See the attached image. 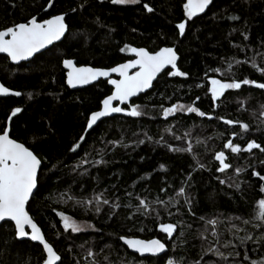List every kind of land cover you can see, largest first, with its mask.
Listing matches in <instances>:
<instances>
[{
  "label": "trees",
  "instance_id": "trees-1",
  "mask_svg": "<svg viewBox=\"0 0 264 264\" xmlns=\"http://www.w3.org/2000/svg\"><path fill=\"white\" fill-rule=\"evenodd\" d=\"M185 2L141 0L136 5H112L110 0H104L102 4L99 0H53V6L48 7L49 0H0V30L26 22L32 16L42 21L59 14H66V23L70 25L66 39L28 63L14 66L6 57L0 56V82L10 90L22 93L20 97L0 99V127L10 126L12 137L38 154L43 162L41 187L27 204V211L61 255L64 264H89L92 258L87 257L88 249L98 253L95 259L99 264H148L145 258L130 253L118 236L144 240L165 238L158 231L159 223L181 221L191 228L183 229V238H178L179 231L175 233V249L173 241L166 243L164 239L168 254L163 255L159 264H166L169 258H183L184 264H194L201 258L202 249L207 247V242L198 238V231L203 227L200 217L241 216L257 222L253 218L258 211L256 203L261 198L259 186L264 182L251 173L255 170L264 175V164H261L264 153L253 150L251 154L233 155L225 150L232 164L227 173L215 170L218 163L212 157L215 151L224 150L223 143L233 130L239 132L238 125L230 129L219 117L250 125L249 132L234 138L235 143L243 147L248 140H255L264 146V131L258 130L264 128L260 117L264 90L249 86H243L240 91L229 90L220 98L223 103L218 101L213 110L208 81L223 79L222 74L212 70L226 69L225 61L233 58L255 57L258 64H264V58L257 55L264 53V0H214L204 14L187 21L185 35L180 36L176 25L186 20L183 16ZM82 3L84 7L79 8ZM144 3L154 11L147 12ZM73 8L77 11L72 12ZM231 15L239 19H228ZM242 33L247 34V40ZM125 44L150 51L174 47L179 56L178 68L188 75L170 77L167 75L169 70L164 72L150 91L131 102L144 106V115L134 118L119 114L104 119L86 134L77 152L72 153L69 149L84 134L87 118L99 109L111 88L106 81H99L84 89H68L62 60L73 59L77 66L109 69L131 59L129 52L119 51ZM234 60L236 78L248 77L264 82V77L249 64L237 66ZM193 101V106L215 118L209 120L207 116L198 117L194 113H176L167 120L163 118L161 105H192ZM241 101L244 102L243 110L240 109ZM14 107H21L23 111L8 122L7 117ZM186 131H191L190 142L206 170L194 171L192 154L170 152L165 146L166 142L174 147H186L185 141L174 139ZM161 137L163 141L157 144ZM197 139L206 143L197 144ZM139 140L145 142L140 144ZM107 141L122 143L113 147L104 143ZM100 149H104L106 164L84 165L88 173L83 176L79 173L84 168L71 170L86 153L90 154L89 160L99 159L96 150ZM53 164L57 167L53 168ZM161 164L164 169L160 168ZM238 167L244 171L237 177L235 169ZM189 173L191 179H188ZM217 177L228 182L222 185ZM233 182L241 185L240 190L230 186ZM182 186L192 201L194 216L183 207L184 197L177 198L181 205L179 211L170 209L172 216L160 209L158 218L155 215L139 216L135 221L127 219L130 210L124 207L117 209V214L109 219L107 207L100 215H94L75 207L72 202L61 204L47 199L50 193L58 195L69 189L77 198L107 189L105 195L109 199L119 197L122 205L128 202L135 205V196L146 197L149 201L157 196L167 200L170 196L175 197ZM161 188L165 191L161 192ZM129 192L134 194L131 201L126 195ZM56 211H62L76 221L90 223L99 231L65 233ZM247 230L257 234L251 226ZM251 248L252 245H247L240 251L243 253ZM43 256L39 245L30 241L17 242L7 227L0 228V264H42ZM151 259L155 264L157 258ZM214 260V257L205 256L202 264H213Z\"/></svg>",
  "mask_w": 264,
  "mask_h": 264
},
{
  "label": "snow or ice",
  "instance_id": "snow-or-ice-1",
  "mask_svg": "<svg viewBox=\"0 0 264 264\" xmlns=\"http://www.w3.org/2000/svg\"><path fill=\"white\" fill-rule=\"evenodd\" d=\"M102 4L104 0H99ZM112 5H136L140 4L141 0H110ZM213 3V0H186L183 3V16L186 20L178 23L176 28L180 36H184L186 32V23L193 19V17L204 13L206 9ZM53 6V0H49L48 7ZM79 8H83L84 4L78 5ZM144 9L152 13L154 9L149 4H143ZM47 11V8L44 9ZM72 12H76L77 9L73 8ZM230 20H238L239 17L231 15L228 17ZM70 30V25L66 23V14L53 15L51 18L38 20L35 16L27 19L26 22L15 23L12 26L6 27L0 30V53L6 55L7 59L12 63H19L20 61H27L33 57L36 53L41 52L42 49L48 48L53 45L54 42L62 41L66 39V34ZM235 31V29H233ZM244 39L247 40L246 33H242ZM239 47V46H237ZM243 50V49H241ZM121 53L129 52L134 55L135 59H130L126 63L118 64L115 67H111L107 70L91 67L80 66L74 62L73 59H63V68L66 72V83L69 88H76L78 86L89 85L94 81H97L101 77L107 78V83L111 85V94L107 95L102 101V107L98 111H93L89 118H87L84 134L79 137V140L73 143L69 151L76 153L82 143L86 139V134L89 130H93L94 126L104 117L111 116L112 114H123L128 117H140L145 113L142 111V105L128 103L132 97L138 96L140 93L146 92L153 86V81L159 74L164 72L166 68L170 69L167 75L170 77H187V73L181 71L177 66L178 55L177 51L173 47H161L158 51H150L143 47H130L125 44L119 49ZM264 58V53H257ZM234 60V58H233ZM233 60H227L226 69H214L212 71L223 75V79L211 78L208 83L210 87L208 92L211 96L213 104V110L218 106V101L221 97H225L226 92L229 90L240 91L243 86H249L251 88L264 90V82H259L256 79H249L244 77L242 79L236 78V73L233 71ZM235 65L240 66L243 64H249L250 67L260 76L264 77V64H258L255 57L246 58L245 60H234ZM135 70V71H133ZM115 73L119 79H113L112 74ZM22 95L19 91L10 90L3 84H0V97H20ZM199 100V97H196ZM113 102H119V104L127 105V110L123 107L114 105ZM186 105L183 103H175L169 107L161 105L162 116L165 120L169 117L175 116L176 113H194L198 117H205L209 120L215 117L208 115L204 111H201L198 106ZM244 102H240V109L243 110ZM21 107H14L11 109L10 115H8V122H12L13 118L18 117V114L22 113ZM261 125H264V105H261L260 110ZM224 125H227L230 129H234L238 125L239 132L233 130L230 134V138L223 143V149L215 151L212 159L218 163L216 171L219 173H227L232 167L229 162V157L226 155V151L233 155H238L242 152L253 153V150H259L264 153V146L257 143L255 140H248L242 147L240 144L234 142V138L247 133L250 130V125L239 120L226 119L219 117ZM258 130L264 131V128ZM170 131V129H166ZM147 135V134H145ZM191 131H186L183 136H174V139L185 141L186 147H174L165 142V146L170 152H181L192 154L194 162L193 170H206V166L198 159L194 152V146L190 142ZM208 139H212L209 137ZM151 141V137H148ZM161 140L156 141L157 144H161ZM144 140H139L138 143L143 144ZM106 145L111 144L113 147L122 142L107 141ZM205 141L197 139V144H204ZM128 147V145H122ZM104 149L96 150V155L99 159L89 160V153H86L84 157L72 166L73 172L77 169L84 168V165H91L92 167H98L102 164H106L104 160ZM143 159V158H142ZM42 160L33 150L26 147L24 143L18 142L17 139L11 135L10 126L0 127V228L7 227L12 233L13 239L17 242L23 243L24 241L37 242L42 246L43 259L42 264H64L62 257L54 249V246L46 239L40 227L34 221L33 217L26 210V205L29 203L30 198L33 197L35 191H38L41 187L40 171L42 167ZM264 164V161H261ZM53 168L57 165L53 164ZM164 165L161 164L160 168L164 169ZM243 168L235 169V176H239L243 172ZM88 169L84 168V171L80 172L81 176L86 175ZM251 175L257 177L259 181L264 182V175L258 171L253 170ZM143 179V178H142ZM188 179H191V173H189ZM219 179L220 184H225L228 181L225 179ZM232 180V177H228ZM230 186L240 190L241 185L233 182ZM115 187V186H113ZM107 189L100 192H93L88 196H81L77 198L71 193L70 189L65 190L58 195L52 193L49 194L47 199H52L53 203H67L72 202L73 205L84 212H91L94 215H100L105 207L109 209L108 218L112 219L117 214V209L121 207L130 210L128 220H133L139 216L145 218L153 217L158 218L160 215V209H163L169 216L173 213L171 208H177L179 211L181 205L178 197H184L183 207H186L189 215H195L192 210V201L185 194V188L182 186L176 192L175 197L170 196L167 200L161 199L159 196L155 200L149 201L146 197L135 196L129 192L126 195L129 200L135 199L136 203H124L123 205L119 201V197L109 199L105 192ZM161 192L165 189L161 188ZM259 192L261 198L257 201L256 207L258 211L254 216L253 223L251 219H244L241 216H230L225 219L220 217L205 218L200 217L203 221L202 230L198 231V238L202 242H207V247L202 249L200 254L201 258L196 260L194 264H202L205 256L214 257L213 264H264V183L259 186ZM55 211V209H54ZM56 215L60 218L61 227L65 233H83L88 230L99 231L95 229L92 224H81L73 220L70 216L65 215L62 211H56ZM239 222V223H236ZM242 225V226H241ZM223 227V230L221 229ZM251 226L257 230V234L250 233L247 228ZM191 228V225H185L182 221L178 223H159L158 231L165 234V238L168 241H173V248L176 245L173 240L174 233L179 231V237L183 238L185 235L183 229ZM131 231V229H129ZM143 231V228L140 229ZM211 237V239H209ZM165 238L160 239H138L133 236L119 235L118 239L123 245L127 246L132 252L138 254L139 257L145 258L148 264H153L151 258H157L155 264H159V260L163 259L167 253V245L164 242ZM7 243V241H5ZM247 245H252V248L243 253L240 249ZM83 247V245H81ZM105 247H109L106 245ZM71 251V249H69ZM103 251V250H102ZM161 254H164L162 256ZM98 253H95L91 249L87 250V257L92 258L89 264H99L95 259ZM255 257V258H254ZM105 261H108V257H104ZM79 264V262H77ZM127 264V262H125ZM166 264H184L183 258L173 259L169 258Z\"/></svg>",
  "mask_w": 264,
  "mask_h": 264
},
{
  "label": "water",
  "instance_id": "water-1",
  "mask_svg": "<svg viewBox=\"0 0 264 264\" xmlns=\"http://www.w3.org/2000/svg\"><path fill=\"white\" fill-rule=\"evenodd\" d=\"M214 1V0H213ZM207 11V9L205 10V12ZM204 12V13H205ZM204 13H201V14H199L198 16H200V15H202V14H204ZM197 17V16H196ZM63 40V39H62ZM61 41H57V42H54V44L53 45H56V44H58V43H60ZM53 45H50V46H48V48H46V49H42L41 50V52H39V53H36L33 57H31L29 60H27V61H20L18 64L17 63H12L10 60H8L9 61V63L11 64V65H14V66H16V65H19V64H22V63H28V62H30L36 55H38V54H40V53H43V52H45V51H47L49 48H51ZM174 48V47H173ZM175 49V48H174ZM158 51V50H157ZM0 56H3V57H6V55L5 54H3V53H0ZM130 57H131V59H135V57H134V55L133 54H131L130 53ZM7 58V57H6ZM178 61H179V56H178V60H177V66H178ZM127 62V61H126ZM126 62H124V63H126ZM117 66V65H116ZM78 67H80V66H78ZM115 67V66H114ZM62 69L64 70V72H65V85H66V87L68 88V89H70V90H78V89H84V88H87V87H90V86H92V85H94V84H96L97 82H99V81H106L107 82V78H105V77H101V78H99L97 81H94V82H92L91 84H89V85H84V86H78V87H76V88H69L68 87V85H67V83H66V72H67V70L66 69H64L63 68V65H62ZM102 69V68H101ZM105 70H107V69H105ZM168 70H171L170 69V66H169V68H166L165 70H164V72H166V71H168ZM133 71H135V70H133ZM164 72H162L161 74H159L158 75V77H160ZM158 77L153 81V85H154V83L156 82V80L158 79ZM112 78L113 79H119V77L115 74V73H113L112 74ZM0 84H2L1 82H0ZM108 84V83H107ZM108 86L111 88V85H109L108 84ZM153 87V86H152ZM152 87L150 88V89H148V90H146V92H144V93H140V94H138V96H136V97H132L131 99H130V101L128 102V103H131L133 100H135L136 98H138L140 95H143V94H145V93H147L148 91H150L151 89H152ZM111 94V93H110ZM9 97H11V96H9ZM1 98H6V97H0V99ZM114 103V105H117V106H120V107H126L127 105L126 104H124V105H121V104H119V102H113ZM102 107V105H101V103H100V107H99V109L98 110H100V108ZM97 110V111H98ZM91 115V114H90ZM90 115H89V117H90ZM117 115H119V114H116V113H114V114H112L111 116H108V117H104V118H102L100 121H98L97 122V124L98 123H100L101 121H103L104 119H107V118H111V117H114V116H117ZM88 117V118H89ZM96 124V125H97ZM95 125V126H96ZM94 126V127H95ZM90 131V130H89ZM31 199V198H30ZM26 210H27V205H26ZM39 227V226H38ZM159 227V226H158ZM160 234H162L163 236H165V234H163V233H160ZM174 235H175V233H174ZM134 238H138V237H134ZM138 239H140V238H138ZM31 242V241H30ZM121 242V241H120ZM171 241H168L167 239H166V243H170ZM31 243H34V244H37V245H39L37 242H31ZM122 243V242H121ZM40 246V245H39ZM126 248H127V246L126 245H124ZM41 248H42V246H40ZM130 253H132V254H134V255H137L138 256V254H136V253H134V252H132L130 249H127ZM162 256L164 255V254H161ZM141 258H143V257H141Z\"/></svg>",
  "mask_w": 264,
  "mask_h": 264
},
{
  "label": "rangeland",
  "instance_id": "rangeland-1",
  "mask_svg": "<svg viewBox=\"0 0 264 264\" xmlns=\"http://www.w3.org/2000/svg\"><path fill=\"white\" fill-rule=\"evenodd\" d=\"M127 107V106H126ZM127 110V109H126ZM74 220V219H73ZM76 221V220H75ZM76 222H78V223H81V224H86V223H84V222H80V221H76Z\"/></svg>",
  "mask_w": 264,
  "mask_h": 264
}]
</instances>
